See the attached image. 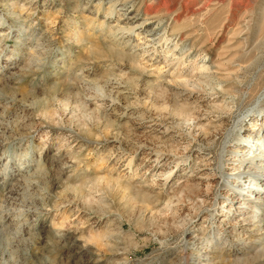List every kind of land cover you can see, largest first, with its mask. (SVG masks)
<instances>
[{
	"label": "rangeland",
	"instance_id": "374dc122",
	"mask_svg": "<svg viewBox=\"0 0 264 264\" xmlns=\"http://www.w3.org/2000/svg\"><path fill=\"white\" fill-rule=\"evenodd\" d=\"M262 144L264 0H0V264H264V201L222 195Z\"/></svg>",
	"mask_w": 264,
	"mask_h": 264
},
{
	"label": "bare ground",
	"instance_id": "6f19581e",
	"mask_svg": "<svg viewBox=\"0 0 264 264\" xmlns=\"http://www.w3.org/2000/svg\"><path fill=\"white\" fill-rule=\"evenodd\" d=\"M112 6L113 7L111 8L110 13H112L116 9L115 5ZM120 10L121 13L119 14L117 20L119 24L116 23L117 25L112 26L107 32V40L109 41V46L118 48L119 51L125 53L127 56L133 59H142L143 54L147 52V49L149 47H151L150 48L151 50H155L156 33L152 27L148 26L146 21L140 20L138 15L132 14L131 10H129L128 8L120 9ZM163 39L164 37L162 38V35H160L157 40H163ZM237 126L238 124L235 125V127ZM239 131H241V129ZM243 139L248 140V143H246L247 146H249L250 148L254 147L252 144V142L254 143V138L252 137V135L244 137ZM223 152H225V150H223ZM227 152H229L230 155L235 154L238 156L241 153V150L236 149ZM263 153H264V145L262 144L259 148V155L257 156V158L259 159V163H261V161L264 159ZM250 157L252 156L250 155ZM154 162H157V160ZM247 162H248L247 159L242 161L240 160V158L232 160V163L239 164V167L237 169H234L235 170L234 172H229V173L225 171L223 172L224 177L222 178V188H223L222 195L227 196L226 198L228 200H232L231 199L232 197L241 198V200L244 201L241 204H247L248 202H250L255 204L257 208L258 207L260 208L261 205L259 204V202L264 201V189L258 188V184L260 182H264V176L262 175L261 169L258 168L260 166H257L254 169H252L247 165ZM156 167L157 166L155 165L154 167H151L153 168L152 171H154ZM164 172H165L164 174H162V172L157 174L156 177L157 178L165 177L164 178L165 180L170 172L169 171L168 172L164 171ZM244 178H247L248 184L244 188L238 189L237 185L240 184V182H242ZM233 216L234 215H231V217ZM211 217L213 216L211 215ZM230 224L232 225V222L228 221L226 223V227L223 228L222 231L228 229L232 230ZM195 241H197L196 238L193 239L192 245L195 244ZM202 257L203 256H198L197 258L199 259Z\"/></svg>",
	"mask_w": 264,
	"mask_h": 264
}]
</instances>
